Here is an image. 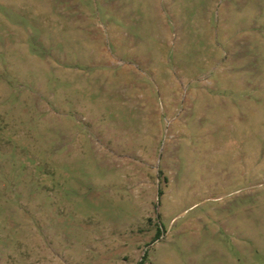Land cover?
Segmentation results:
<instances>
[{"label": "rangeland", "instance_id": "374dc122", "mask_svg": "<svg viewBox=\"0 0 264 264\" xmlns=\"http://www.w3.org/2000/svg\"><path fill=\"white\" fill-rule=\"evenodd\" d=\"M0 264H264V0H0Z\"/></svg>", "mask_w": 264, "mask_h": 264}]
</instances>
